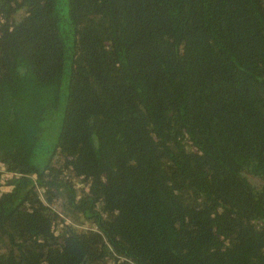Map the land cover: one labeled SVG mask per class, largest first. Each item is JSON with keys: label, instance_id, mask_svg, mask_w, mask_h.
I'll use <instances>...</instances> for the list:
<instances>
[{"label": "trees", "instance_id": "obj_1", "mask_svg": "<svg viewBox=\"0 0 264 264\" xmlns=\"http://www.w3.org/2000/svg\"><path fill=\"white\" fill-rule=\"evenodd\" d=\"M0 164V264H264V0H0Z\"/></svg>", "mask_w": 264, "mask_h": 264}, {"label": "rangeland", "instance_id": "obj_2", "mask_svg": "<svg viewBox=\"0 0 264 264\" xmlns=\"http://www.w3.org/2000/svg\"><path fill=\"white\" fill-rule=\"evenodd\" d=\"M1 165V164H0ZM9 175H4L2 174L1 177H0V184H2V187H0V191H4L6 192L7 190L9 191L11 188H9V186L6 185V183L8 182L9 180ZM252 184L254 185H258L259 184V180H256L255 178H250ZM6 187L8 189H6ZM75 187L78 191H86V187L79 181L75 180ZM39 194L41 195L42 199H46V196H43V191L40 190L39 191ZM58 202V201H56ZM54 205H52V207L50 206V208L52 210H55V213L58 214V219L56 220L55 222V226H54V229H55V232H58L62 227H65V226H70V227H73V228H76V230H93V226L89 225V223L87 222H84L83 220H78V221H75V220H72L70 216H66L65 213L62 212V210L60 208H57V205H60V203H56Z\"/></svg>", "mask_w": 264, "mask_h": 264}, {"label": "crops", "instance_id": "obj_3", "mask_svg": "<svg viewBox=\"0 0 264 264\" xmlns=\"http://www.w3.org/2000/svg\"><path fill=\"white\" fill-rule=\"evenodd\" d=\"M3 171H4V168H3L2 165H0V172L3 173ZM4 175H5V174H4ZM6 175H7V174H6ZM9 188H10V187H9ZM6 189H8V188L6 187ZM7 191H8V190H7ZM7 191H6V192H7ZM9 191H10V190H9Z\"/></svg>", "mask_w": 264, "mask_h": 264}]
</instances>
